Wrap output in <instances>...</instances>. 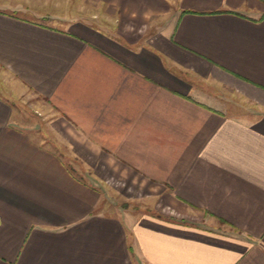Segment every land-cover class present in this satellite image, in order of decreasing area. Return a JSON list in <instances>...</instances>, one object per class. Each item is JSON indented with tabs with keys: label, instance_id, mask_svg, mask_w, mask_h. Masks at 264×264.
Listing matches in <instances>:
<instances>
[{
	"label": "crops",
	"instance_id": "obj_1",
	"mask_svg": "<svg viewBox=\"0 0 264 264\" xmlns=\"http://www.w3.org/2000/svg\"><path fill=\"white\" fill-rule=\"evenodd\" d=\"M0 264H264V0H0Z\"/></svg>",
	"mask_w": 264,
	"mask_h": 264
},
{
	"label": "rangeland",
	"instance_id": "obj_2",
	"mask_svg": "<svg viewBox=\"0 0 264 264\" xmlns=\"http://www.w3.org/2000/svg\"><path fill=\"white\" fill-rule=\"evenodd\" d=\"M23 102V101H22ZM22 110H23V114H27L29 115L30 117L29 118H32L33 121H35L34 118L36 117H40L39 113L36 112L34 110V108H31V105L28 104V103H22ZM115 199V198H114ZM121 199H115L111 204H108V205H111L113 207V209H131V210H136V209H141V207L139 205H142V204H132V203H123L120 201ZM143 208V207H142ZM159 208L161 209L162 212H169L168 210V207H167V204H161L159 205ZM165 210V211H164Z\"/></svg>",
	"mask_w": 264,
	"mask_h": 264
},
{
	"label": "clouds",
	"instance_id": "obj_3",
	"mask_svg": "<svg viewBox=\"0 0 264 264\" xmlns=\"http://www.w3.org/2000/svg\"><path fill=\"white\" fill-rule=\"evenodd\" d=\"M132 30V28L131 27H129V31H131Z\"/></svg>",
	"mask_w": 264,
	"mask_h": 264
}]
</instances>
